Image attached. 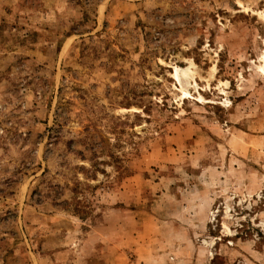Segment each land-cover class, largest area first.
I'll return each instance as SVG.
<instances>
[{
    "label": "rangeland",
    "instance_id": "obj_1",
    "mask_svg": "<svg viewBox=\"0 0 264 264\" xmlns=\"http://www.w3.org/2000/svg\"><path fill=\"white\" fill-rule=\"evenodd\" d=\"M212 261L264 264V0H0V264Z\"/></svg>",
    "mask_w": 264,
    "mask_h": 264
},
{
    "label": "trees",
    "instance_id": "obj_2",
    "mask_svg": "<svg viewBox=\"0 0 264 264\" xmlns=\"http://www.w3.org/2000/svg\"><path fill=\"white\" fill-rule=\"evenodd\" d=\"M211 264H217V262L216 261H212V263Z\"/></svg>",
    "mask_w": 264,
    "mask_h": 264
},
{
    "label": "bare ground",
    "instance_id": "obj_3",
    "mask_svg": "<svg viewBox=\"0 0 264 264\" xmlns=\"http://www.w3.org/2000/svg\"><path fill=\"white\" fill-rule=\"evenodd\" d=\"M177 71V70H176ZM185 94V93H184Z\"/></svg>",
    "mask_w": 264,
    "mask_h": 264
}]
</instances>
